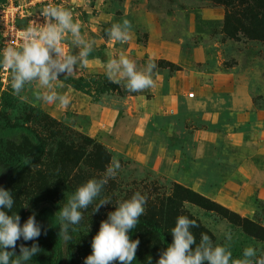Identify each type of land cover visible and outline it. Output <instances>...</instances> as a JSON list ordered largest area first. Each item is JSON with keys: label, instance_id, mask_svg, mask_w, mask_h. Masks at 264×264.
Listing matches in <instances>:
<instances>
[{"label": "rangeland", "instance_id": "rangeland-1", "mask_svg": "<svg viewBox=\"0 0 264 264\" xmlns=\"http://www.w3.org/2000/svg\"><path fill=\"white\" fill-rule=\"evenodd\" d=\"M67 2L65 8L72 10L74 21L80 22L85 39L95 41L105 38L116 43L106 35L105 30L112 23L122 24L124 20H128L130 39L127 43L118 44L126 46L132 42L144 45L150 33L154 40L175 41L183 50L187 66L198 72L196 80L200 83L202 80L212 79L214 92H223L224 100L231 103L230 110L240 104L241 95H238L243 92L244 118L239 116L234 124L233 120L229 121L234 128L232 130L229 127L225 133L228 137L222 136V144L228 161L241 158L242 155L246 157L244 166L249 175L245 178V184L238 180L237 175L231 174L228 177L233 188L226 194H220L217 199L205 196V191L198 192L254 225L245 229L235 218L230 217V221L229 215H224L223 212L204 209L189 201H183L181 209L197 222L202 233H206L214 244L228 247L234 259L241 258L243 249L248 246L257 249L258 259L264 258V0ZM64 42L70 47V38ZM73 51L75 53L77 50ZM149 60L154 61L156 67L171 70L175 66L158 57L143 61L148 63ZM63 77L60 76L58 80L62 81ZM121 91H127L123 85ZM0 110L10 121L26 124L39 131L41 136H46L51 130L60 132V137L46 139L45 154L11 183V189L23 204L24 210L27 209L24 206L35 197L34 192H42L43 187L48 189V193L62 207L79 185L88 179L102 178L105 169L112 162L107 149L96 145L95 141L94 145H88L80 131L63 121H59V125L51 122L47 128L43 123L45 121L37 122L36 117L41 118L46 114L53 117L41 108L37 113L35 106L23 101L21 94L14 93L11 87L0 89ZM45 118L49 120L48 117ZM66 146V152L60 153V149ZM115 160L120 163L115 178L108 180L92 205L81 210V222L69 227L72 239L67 244V252L70 253L71 264H84V257L91 252L90 241L98 230L100 221L107 219V213L114 210L118 201L128 199L136 192H140L146 199L166 197L171 192L173 182L159 180L154 176L134 177L129 174L132 167H126L120 158ZM103 198L110 199L112 204L93 213L95 204ZM28 216L29 213L24 220ZM229 232L231 240L226 239V233ZM200 237L201 235L197 236V243ZM140 244L145 243L142 240ZM63 250L65 254L64 243ZM158 253V249L150 251L151 264H155Z\"/></svg>", "mask_w": 264, "mask_h": 264}, {"label": "crops", "instance_id": "crops-1", "mask_svg": "<svg viewBox=\"0 0 264 264\" xmlns=\"http://www.w3.org/2000/svg\"><path fill=\"white\" fill-rule=\"evenodd\" d=\"M154 39L150 33L144 45L129 42L126 46L105 38L95 40L84 65L72 75L105 73L108 59L121 52L138 63V68H144L143 60L152 57L177 66L154 68V85L145 91H121L120 84V93L103 92L93 99L57 80L53 82L56 91L69 96L67 108L38 100L40 90L35 83L24 88L21 99L94 138L107 149L111 161L120 158L132 167L129 174L134 177L154 176L217 199L233 188L229 175H237L243 184L249 175L246 157L228 161L222 144V136L233 126L230 122L244 118L245 97L239 92L240 104L230 110L223 92H214L212 79L196 80L198 72L187 66L177 42Z\"/></svg>", "mask_w": 264, "mask_h": 264}, {"label": "clouds", "instance_id": "clouds-1", "mask_svg": "<svg viewBox=\"0 0 264 264\" xmlns=\"http://www.w3.org/2000/svg\"><path fill=\"white\" fill-rule=\"evenodd\" d=\"M44 23L33 22L20 33L22 43L9 45L0 53V66L9 71L11 88L14 93H21L26 85L35 83L40 90L37 99L45 104H56L67 108L70 103L67 94L56 91L60 76L72 75L77 66H83L88 58L94 41L85 39L81 33V24L74 21L73 12L61 5L46 4L41 8ZM130 22L112 23L105 30L106 35L116 43L124 44L130 39ZM70 38V47L63 42ZM76 49L77 51H73ZM155 62L149 60L144 68H138L135 61L122 52L111 56L105 65V74L110 82L120 85L129 92H142L154 85L152 79ZM32 157H24L17 167L30 165ZM120 168L119 161L113 159L100 179H88L79 185L68 197L67 203L55 212L56 225L59 226L58 238L65 244V258L70 259L67 244L70 225H77L83 219L81 210L87 209L100 196L109 179H114ZM3 171V170H0ZM15 200L11 192L0 186V264H28L41 249L37 243L26 246V243L37 241L47 234L36 220L33 211L21 223V217L12 213ZM112 204L110 199H100L93 209L98 213L100 208ZM146 197L140 192L130 198L117 202L114 210L107 213V219L101 220L99 228L90 241L91 252L84 257V264H133L139 248V239H131L129 232L138 224L145 212ZM25 208L28 205L24 206ZM11 212V214H9ZM198 226L186 215H178L170 233L171 243L158 253L155 264H264V258H257V249L245 247L241 258H233L230 249L221 244H214L212 239L202 233L197 243L191 229ZM231 233L226 239L231 240ZM151 264V261H150Z\"/></svg>", "mask_w": 264, "mask_h": 264}, {"label": "trees", "instance_id": "trees-1", "mask_svg": "<svg viewBox=\"0 0 264 264\" xmlns=\"http://www.w3.org/2000/svg\"><path fill=\"white\" fill-rule=\"evenodd\" d=\"M62 79L71 88L87 94L93 99H97V94L103 92L120 93L119 85L110 82L105 73L70 75L64 76ZM35 109L39 113L40 108L35 106ZM45 116L52 121H47ZM45 116H41V118L36 117L35 119L37 122L45 121L43 123L46 128L50 126L51 122L54 125L60 124L58 120L50 118L47 114ZM51 137H60V132L58 130H51L46 133V136H41L39 131L26 124L10 121L6 114L0 110V170H3L0 171V186L11 192L15 200L12 213L20 215L21 223H23L27 213L30 215L34 211L37 222L47 229V234L41 235L37 241L24 242L21 240L18 242L17 254L19 253V244L21 243H26V246L29 247L32 243H37L41 249L28 264H71L70 260L65 258L63 242L57 235L59 226L55 224L56 218L54 214L61 207L60 204L48 193V189L43 187L41 188L42 192H34L35 197L31 198L27 209L24 210L23 204L11 189L13 179L28 171L45 154L46 139H51ZM83 138L85 141H88V145L95 142L97 143L96 145H101L94 138L85 134H83ZM67 148V146L61 148L60 153L66 152ZM27 156L32 157L31 164L25 167H17L16 165ZM172 186L168 196H155L152 199H146L144 214L139 218L137 226L129 232L131 239L138 238L139 241L143 240L145 243L144 245H139L133 264H149V255L152 249L160 251L168 243H171L172 236L170 230L174 226L175 218L178 215H186L194 220L186 211L181 209L183 201H189L204 209L223 212L224 215H229V218L227 217L229 220L231 219L230 217L235 218L245 229L247 226L254 225L189 187L175 182L172 183ZM257 228L260 229L258 226ZM191 231L196 241L197 236L203 232L199 226L193 227ZM146 257L147 259H145Z\"/></svg>", "mask_w": 264, "mask_h": 264}, {"label": "built area", "instance_id": "built-area-1", "mask_svg": "<svg viewBox=\"0 0 264 264\" xmlns=\"http://www.w3.org/2000/svg\"><path fill=\"white\" fill-rule=\"evenodd\" d=\"M48 3L65 7L67 0H0V53L22 43L20 33L33 22L44 23L41 8ZM63 46L67 47L65 42ZM6 87H11L9 71L0 66V89Z\"/></svg>", "mask_w": 264, "mask_h": 264}]
</instances>
